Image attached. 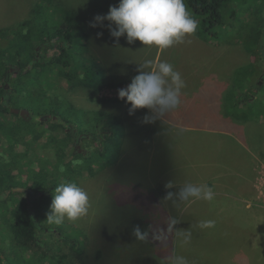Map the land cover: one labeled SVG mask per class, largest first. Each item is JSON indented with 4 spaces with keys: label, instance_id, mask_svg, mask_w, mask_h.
Instances as JSON below:
<instances>
[{
    "label": "rangeland",
    "instance_id": "rangeland-1",
    "mask_svg": "<svg viewBox=\"0 0 264 264\" xmlns=\"http://www.w3.org/2000/svg\"><path fill=\"white\" fill-rule=\"evenodd\" d=\"M40 1L0 0V28L29 18L33 9L43 10L42 13L46 17L55 14L51 9H43L39 5ZM60 1L64 6H67V9L75 11L82 19V23L86 24L84 49L95 55L103 64L106 77L105 85L98 92L88 87L71 88L64 80L60 92L77 107L113 112L118 122L115 127L116 130L123 126L127 136L124 145L109 148L108 156L103 158L96 156L94 162L89 163V168L84 174H78V177L70 175L69 179L67 177L63 179V181H77L88 192L89 210L85 216L75 222L65 221L59 226L49 225L45 221L47 213L50 211L54 190L51 197H41L36 200L39 205L37 208L38 218L42 226L50 230L42 233L44 242L46 241L52 248L54 247V251L59 250L58 253L60 254L70 255L72 251L76 253L81 251L82 255H85V260L81 263L77 262V264H172V258L179 256V254L187 259L188 264H195L192 261L193 256L194 258H201L202 254L196 256L195 252H192L191 255L187 253L183 240H192L194 243L198 240L202 244L203 239L205 246L210 248L209 255L226 257L231 264H242L241 247L261 235V247L256 253L257 261L255 264H264V221L261 229L258 228L255 232L245 231L242 237L234 235V231H223L222 234H215L214 241H211L213 236L211 232L193 231L194 236H192V231H185L189 229L190 222L186 215L183 219L174 221L163 218L161 210L164 206L160 202L159 191L161 190L158 183L162 179L163 166L173 163L184 168L186 156L160 155V150L163 151L161 146L166 145V148L172 146V141L167 139L164 141V137L167 138L175 134H172L170 129L166 130L165 124L157 119L154 122L145 123V115H151L146 108L137 109L135 114L130 115V104L125 102L126 98L125 100L119 99L117 92L118 89L125 88L131 83V76L139 74L140 64L145 60L167 61L182 74L192 71L194 78L183 74V78L187 82L186 85L194 81L192 85L198 83V86L203 89V92H199L197 99L193 93L192 100L182 103L179 110L183 117L192 121L197 117L198 111L202 117H206V120L194 126L204 128L207 131L217 128H233L234 125L229 124L227 118L217 117L218 111L223 109L214 100L216 95L213 89L207 90L204 87L213 83L215 88H222L223 78H229V72L236 71L237 67L234 66L240 61H244L245 64L240 66L238 70V79L249 82L253 79L255 84L263 83L264 72L259 70V65L251 64L249 48L251 47V36L255 33L254 28L258 27L264 30V0H233L224 10V24L212 27L210 30L213 34H210L208 38L204 39L195 34L188 38L190 43L186 42L168 49L144 46L139 40L130 44L126 35L117 41L110 35L107 20L104 21L103 26L95 28L90 26L97 15H106L111 6H118L119 0ZM189 11L198 21L197 31L202 32V17L196 16L191 10ZM101 32L103 35L98 36L97 34ZM239 41L243 43L240 47H238ZM226 71L227 73H225ZM186 89L192 90L190 86H186ZM258 96L264 97V87L259 90ZM101 99H108L109 101L102 102ZM192 103L195 104L191 107ZM212 104L213 108L211 107ZM12 106V108H27L22 104ZM209 116L215 117L213 123H210L212 119H209ZM5 119L4 115L1 116L0 124L2 121H6L9 126H13L21 121L19 117L14 115H8ZM259 120L260 124L255 126L256 129L253 126H249L248 129L254 135L255 142L264 147V118ZM171 129L178 131V133L184 132L180 129ZM37 131L38 129L35 128L31 136L34 137ZM202 135L208 136V139L217 137V133L211 134L210 132H204ZM252 138L253 136L249 138V142ZM170 139L172 138L170 137ZM45 140L43 138V141ZM184 141L188 142V140ZM177 142L182 143L183 140ZM214 143L221 147V141H214ZM0 144V155L6 148H9L14 154L18 152L25 157L31 156L32 160L28 166L33 169L34 176L30 177L31 183L20 186L25 189H28L35 182V179L40 181L47 174V170L41 171L39 169L42 167V163L36 158V152L41 153L42 158L46 160L54 158L60 161L62 155V153L59 156L56 155L50 147L40 148L38 143H30L27 139L11 141L6 136H1ZM223 145L225 146L224 141ZM98 147H101L100 143L90 144L85 141L81 146V152L88 154L91 148L96 149ZM224 149L214 148L211 155L208 154L205 158L209 159L214 156L220 160L228 161V150L226 147ZM261 157L262 163L259 166V173H261L262 186L259 199L262 200L261 204L264 210V155ZM196 161L198 160L196 159ZM17 171L20 170L16 169L14 172L17 173ZM67 172H69L68 169ZM18 175L23 180L28 178L25 173ZM171 188L174 192L175 187ZM25 196H27L26 193L22 195L24 200H26ZM171 196L166 195L162 198H170ZM17 197L19 199L21 196L10 195V201L7 204L10 206L9 208L15 206V203L12 204V202H15ZM1 210L3 213L7 211V216L11 215L8 211L10 209L0 208V213H2ZM3 213L2 216L4 217ZM2 221L7 225L5 219ZM171 223L175 225L174 229H172ZM59 227L62 228V231H59V235H57L55 230ZM137 228L140 230L139 235L135 231ZM10 233L11 231H7V227L1 229L0 246H8L11 239ZM65 238L77 239L78 245L72 246ZM180 247L183 254L179 251ZM190 251L191 249H189ZM27 260V264H37L35 258L30 254ZM194 261L197 260L194 259ZM246 264H252V259L246 261Z\"/></svg>",
    "mask_w": 264,
    "mask_h": 264
},
{
    "label": "trees",
    "instance_id": "trees-1",
    "mask_svg": "<svg viewBox=\"0 0 264 264\" xmlns=\"http://www.w3.org/2000/svg\"><path fill=\"white\" fill-rule=\"evenodd\" d=\"M232 1L185 0L187 8L196 16L202 17L203 30L197 31L196 34L205 39L213 34L210 30L212 27L222 26L224 10ZM39 5L43 9L53 10L55 14L46 17L42 13L43 10L33 9L29 18L0 28V117L4 115L7 119L8 115H14L21 120L19 124L9 126L2 118L0 137L6 136L11 141L27 139L30 143H38L40 148L50 147L56 155H62L60 161L54 158L46 160L42 158L41 153L36 152V158L42 163L39 169L47 170V174L40 181L35 179L30 185L29 189L37 195L28 202L22 198V192L11 191L10 194L5 192L4 195L2 192L7 188L31 183L30 177L34 176L33 169L28 166L32 160L31 156L25 157L18 152L14 154L9 148L1 153L0 208L10 209L8 211L11 215L7 216V211L3 213L1 210L6 217L0 213V231L7 227V231H11V239L8 246H0V264H27L29 254L35 258L37 264H77L85 260L81 251H72L70 255L60 254L59 250L54 251V247L44 242L42 233L50 230L42 226L38 218L39 205L36 200L51 197L55 187L64 178L84 174L96 156H108L109 148L124 145L127 136L123 126L116 130L118 122L113 112L77 107L61 94L63 80L71 88L88 87L98 92L106 83L105 70L99 59L84 49L86 24L82 23L75 11L69 8L68 10L60 0H41ZM254 30L249 60L251 64L259 65V70L264 72V30L258 27ZM238 44L240 47L243 43L239 41ZM244 64V61H240L234 67ZM230 86L234 89V96L227 101L226 112L235 122L243 123L247 131L249 126L256 129L255 126L260 124L259 119L264 118V97L258 96L259 90L264 87V81L255 84L253 79L249 82L233 77ZM18 104L25 105L36 114L46 116V119H24L11 111L12 105ZM52 115L60 116L64 122L53 120ZM69 124H73L76 133L69 130ZM35 128L38 131L32 137ZM75 134L83 135L81 142L100 143L101 147L91 148L88 154L76 151ZM43 138L46 140L43 141ZM74 162H77L75 166ZM61 165L65 168L63 173L59 171ZM16 169L20 171L15 173ZM19 173H25L28 178L21 179ZM12 194L21 197H17V200L12 202L15 206L9 208L7 204ZM2 219L7 221V225ZM55 231V234L59 235L62 228L59 227ZM65 239L72 246L78 245L77 239Z\"/></svg>",
    "mask_w": 264,
    "mask_h": 264
},
{
    "label": "crops",
    "instance_id": "crops-1",
    "mask_svg": "<svg viewBox=\"0 0 264 264\" xmlns=\"http://www.w3.org/2000/svg\"><path fill=\"white\" fill-rule=\"evenodd\" d=\"M239 68L237 67L236 71H230L229 78H223L222 88H215L216 86L213 83L204 87L207 90L213 89L216 95L214 100L223 109L218 111L217 117L227 118L228 123L234 125L232 126L233 128H217L210 131L199 128L194 125L203 123L206 117H202L201 113L197 111V117L194 120L185 119L179 110L180 108L165 118L157 119L159 122L165 124L166 130L170 129L172 134H175L167 138L164 137V141L165 139L172 141V146L167 148L166 145L161 146L163 151L160 150V155L173 157L179 155L186 156L184 168H180L173 163L163 166L162 179L158 182L161 190L159 191L160 202L164 206L161 210L162 216L165 220L170 221L181 220L185 215L188 216L190 220L189 229L185 231H192V236H194L193 231L211 232L213 235L211 241H214L215 234H222L223 231H234V235L242 237L245 231L255 232L258 228L261 229L264 221L262 200L259 199L262 186L259 166L262 163L261 156L264 155V147L255 142L254 135L250 131H247L243 123L235 122L225 110L228 105L227 100L231 96H234V89L230 86V81L233 77L239 78L237 77L239 75ZM183 74L194 78L192 71ZM135 76H131V80ZM192 83L194 81L187 84L192 90L186 88L183 90L182 103L192 100L193 93H195V98L197 99L199 92H203L198 83L196 85H192ZM194 104L192 103L191 107ZM211 107L213 108V104ZM209 119H212L210 123H213L215 117L209 116ZM171 128L180 129L184 132L178 133V131H174ZM204 132L217 133V137L215 139H208V136L204 137L202 135ZM163 134L166 135V133ZM251 136L253 138L249 142ZM181 140H183L182 143L177 142ZM184 140H188V142ZM214 141H221L222 148L215 145ZM223 141L225 142V146L223 145ZM225 147L228 150V161L224 159L220 160L214 156L209 159L205 158L206 155H211L214 148L225 150ZM208 172L209 174H207ZM185 183L210 186L215 194L213 200L206 201L195 198H189L186 201L180 200L175 194L179 191L177 190L178 187H182ZM259 183L260 185H258ZM169 185L175 187L174 192ZM170 193L173 194L170 198H162ZM188 212L189 215H187ZM205 220L215 221V226L213 228L202 229L199 226V222H195ZM171 227L174 229L175 225L171 223ZM185 241L186 239L183 240V244L185 243L184 245H186L185 249L187 253L191 255L192 252H195L196 256L202 254V257H199L200 259L194 258L192 255L193 259H191L195 264H231L226 257L209 255L210 248L205 246L203 239L202 244L198 240L195 243L192 240ZM260 247L261 235H258L257 239L253 238V240L245 243L240 250L243 258L242 264H246V261H251V259L252 264H255L257 261L255 256ZM189 249H191L190 252ZM179 251L182 253L181 247ZM223 253L225 254V252ZM194 259L198 262L194 261Z\"/></svg>",
    "mask_w": 264,
    "mask_h": 264
},
{
    "label": "clouds",
    "instance_id": "clouds-1",
    "mask_svg": "<svg viewBox=\"0 0 264 264\" xmlns=\"http://www.w3.org/2000/svg\"><path fill=\"white\" fill-rule=\"evenodd\" d=\"M107 20L110 35L117 41L126 35L128 43L139 40L144 46L168 49L190 43L198 29V21L188 10L185 0H119L118 6H111L106 15H97L90 26H103ZM102 36L103 33H98ZM139 74L132 78L125 88L118 89V98L130 104L129 114L137 109H148L144 122L167 117L182 105L186 81L175 66L167 61L145 60L140 64ZM74 162V166H75ZM63 173L65 168L60 166ZM171 187V185H169ZM173 195L172 193L169 194ZM175 195L182 201L189 198L211 201L214 191L207 185L185 183ZM89 210V194L75 180H64L53 193L50 211L45 222L59 226L65 221L75 222ZM202 229L213 228L215 221H200ZM136 233L139 235V228ZM172 264H188L185 257L175 256Z\"/></svg>",
    "mask_w": 264,
    "mask_h": 264
},
{
    "label": "water",
    "instance_id": "water-1",
    "mask_svg": "<svg viewBox=\"0 0 264 264\" xmlns=\"http://www.w3.org/2000/svg\"><path fill=\"white\" fill-rule=\"evenodd\" d=\"M11 111L16 114H19L21 117H23L24 119L28 121H40V120L46 119V116L36 114L28 108H17L16 107V108H11ZM52 118L55 121L64 122L63 119L58 115H52ZM69 130H72V131L75 130L73 124H69Z\"/></svg>",
    "mask_w": 264,
    "mask_h": 264
},
{
    "label": "flooded vegetation",
    "instance_id": "flooded-vegetation-1",
    "mask_svg": "<svg viewBox=\"0 0 264 264\" xmlns=\"http://www.w3.org/2000/svg\"><path fill=\"white\" fill-rule=\"evenodd\" d=\"M72 132H75L76 133L75 130L72 131ZM81 138H83V135H80V134L77 135V134H75V139H76V141H75V149H76V151H79V152L82 151L81 146L83 145V142H81ZM28 189L21 188L19 186L18 187H11V188H7L6 191H3L2 192V195H4L5 192L7 194H10L11 191H19V192H23L24 191L23 193H26L27 194V196H25L26 197V200L25 201L31 202L32 199H33V197L36 195V192L31 191L30 189L28 190Z\"/></svg>",
    "mask_w": 264,
    "mask_h": 264
},
{
    "label": "built area",
    "instance_id": "built-area-1",
    "mask_svg": "<svg viewBox=\"0 0 264 264\" xmlns=\"http://www.w3.org/2000/svg\"><path fill=\"white\" fill-rule=\"evenodd\" d=\"M118 92V91H117Z\"/></svg>",
    "mask_w": 264,
    "mask_h": 264
}]
</instances>
